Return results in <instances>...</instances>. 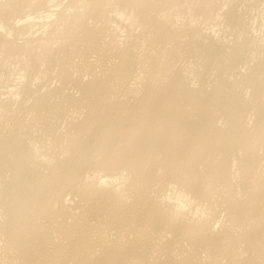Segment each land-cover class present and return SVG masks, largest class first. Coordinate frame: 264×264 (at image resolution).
I'll list each match as a JSON object with an SVG mask.
<instances>
[{"label":"bare ground","instance_id":"1","mask_svg":"<svg viewBox=\"0 0 264 264\" xmlns=\"http://www.w3.org/2000/svg\"><path fill=\"white\" fill-rule=\"evenodd\" d=\"M263 7L0 0V264H264Z\"/></svg>","mask_w":264,"mask_h":264},{"label":"rangeland","instance_id":"2","mask_svg":"<svg viewBox=\"0 0 264 264\" xmlns=\"http://www.w3.org/2000/svg\"><path fill=\"white\" fill-rule=\"evenodd\" d=\"M48 5L51 6V5H53V3L50 2ZM263 9H264V7H263ZM263 20H264V11L261 12L258 21L262 22Z\"/></svg>","mask_w":264,"mask_h":264}]
</instances>
